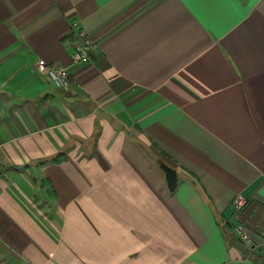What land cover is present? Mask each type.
<instances>
[{"label": "crops", "instance_id": "0c3cea01", "mask_svg": "<svg viewBox=\"0 0 264 264\" xmlns=\"http://www.w3.org/2000/svg\"><path fill=\"white\" fill-rule=\"evenodd\" d=\"M263 232L264 0H0V264H264Z\"/></svg>", "mask_w": 264, "mask_h": 264}, {"label": "built area", "instance_id": "2783aa9c", "mask_svg": "<svg viewBox=\"0 0 264 264\" xmlns=\"http://www.w3.org/2000/svg\"><path fill=\"white\" fill-rule=\"evenodd\" d=\"M71 65L85 64L90 62L91 54L97 47L90 35L83 29L77 27L71 32ZM36 72L45 77L57 88H64L67 86L70 68L58 64H47L45 62H38L36 64ZM249 201L243 195L236 196L232 201V209L235 214L240 213ZM235 233L241 242H243L250 249L253 248L252 237L247 226L243 223H238L235 228ZM264 239V232L262 233Z\"/></svg>", "mask_w": 264, "mask_h": 264}, {"label": "water", "instance_id": "95a60500", "mask_svg": "<svg viewBox=\"0 0 264 264\" xmlns=\"http://www.w3.org/2000/svg\"><path fill=\"white\" fill-rule=\"evenodd\" d=\"M161 168L165 172L169 188L171 190L175 189L178 182L176 170L164 163L161 164Z\"/></svg>", "mask_w": 264, "mask_h": 264}]
</instances>
